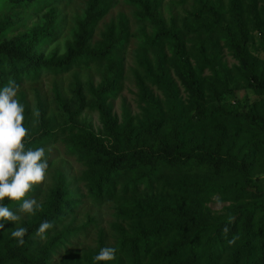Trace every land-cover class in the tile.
<instances>
[{
    "label": "trees",
    "instance_id": "obj_1",
    "mask_svg": "<svg viewBox=\"0 0 264 264\" xmlns=\"http://www.w3.org/2000/svg\"><path fill=\"white\" fill-rule=\"evenodd\" d=\"M57 1L0 0V89L9 80L19 85L97 63L100 78L89 82L88 99L75 71L68 82L69 102L53 88L64 114L61 129H69L67 147L85 165L90 194L102 200L118 181L123 190L158 182L166 188L156 196L117 203L115 217L128 226L113 225L114 260L93 259L107 246L99 235L93 249L63 256L58 264H264V185L256 180V173L264 171V58L257 53L264 48V0H191L179 23L164 20L161 0H124L150 30L141 28L138 34L135 84L141 115L133 119L123 111L119 120L107 99L119 90L121 50L129 37L126 16L117 13L92 40L96 23L114 0H85L62 50L43 51L60 30ZM222 46L236 60L230 66L222 60ZM236 81L252 96L238 100ZM20 103L29 132L26 148L52 139L42 102L35 101L33 127ZM85 107L97 112L100 132L75 120ZM70 196L58 180L39 201L42 211L14 227L0 220L8 228L0 229V264H49L71 234L67 225L56 229L75 204ZM212 197L227 203L213 211L206 204ZM3 203L11 210L19 207L7 198ZM44 220L54 228L41 240L36 230ZM226 224L227 236L222 233ZM15 227L28 229L23 246L11 236Z\"/></svg>",
    "mask_w": 264,
    "mask_h": 264
},
{
    "label": "rangeland",
    "instance_id": "obj_2",
    "mask_svg": "<svg viewBox=\"0 0 264 264\" xmlns=\"http://www.w3.org/2000/svg\"><path fill=\"white\" fill-rule=\"evenodd\" d=\"M221 1L224 4L226 2V0ZM84 2L85 0H59L55 2L53 7L56 9V14L62 22L56 38L44 46L43 51H47L53 47L57 49V52L62 50L63 42L70 38L73 19L81 14ZM261 2L262 0H257V4ZM192 4L193 2L191 0H161L159 9L166 22L169 21V18H172L175 23H179ZM119 12H122L127 18L129 37L124 48L121 50L122 75L119 82V90L114 96L108 97L107 100L110 102L111 109L118 120L123 111L128 112V114L135 119L141 115L142 107L135 84V73L140 72L136 59L137 44L139 41L138 34L141 28L148 32L150 30V25L147 22L136 20L132 15L133 7L124 2V0H114L108 11L96 23L91 39H98L99 32L103 29L104 25L110 19H113ZM38 14V12L32 13L30 18L35 19ZM30 18L28 19V23L31 22ZM257 53L264 58L263 47H258ZM221 54L222 60L226 66H230L236 62L224 46L221 48ZM74 71L82 82L84 97L88 99L89 93L87 87L89 82L95 84L100 78V68L97 63L73 67L60 74H43L33 80H22L19 83L20 90L17 95L19 102L22 101L27 108V121L29 127H33L34 125V105L35 101L39 99L45 107V115L49 118L50 129L53 131L52 139L39 146L43 147L47 154L49 166L46 173V180L42 185L35 187L34 191L29 195L35 197L39 202L45 198L49 189L58 180H61L66 184L67 190L71 192L70 199L75 201V204L71 205L72 210L66 211L61 224L56 227V229H58L61 225H67L72 229L71 234L67 237L66 242L63 243L61 247L57 248L50 256L49 264H58L63 256L70 257L72 255H80L83 252L93 249L99 235L107 246L113 245L117 236L113 225L115 223H120L126 228L128 226L126 220H120L115 217V207L117 203L122 199H129L132 197L148 198L156 196L163 190H166L164 185L160 184V182L152 188L140 186L138 190L135 191H131L130 189L123 190L121 188L122 182L118 181L115 184L114 192L110 196L102 200H97L92 197L83 178L82 171L85 165L83 161L67 147L66 143L69 140V129H61V126L65 123L64 114L57 108L53 99V88L56 87L63 96V99L67 102L70 101L71 97L68 91V82ZM207 72L208 69H205L204 73ZM149 86L155 95L159 98L162 97L158 89L151 85ZM234 95L237 96L238 100L243 101L244 97H246L245 99L251 97L252 92L249 88L241 85L240 81H236ZM227 102L231 104V100ZM75 120L78 123H82V121L86 122L95 132L101 131L97 112L88 107L80 111L75 117ZM256 175L257 183L259 185H264V171L256 173ZM226 203V201L217 200L214 197L206 202L213 211H220ZM17 210L18 208L13 211ZM21 215L23 218L27 217V215ZM5 225L11 227L15 226L12 222H6ZM4 229L7 230L8 228L4 227Z\"/></svg>",
    "mask_w": 264,
    "mask_h": 264
},
{
    "label": "clouds",
    "instance_id": "obj_3",
    "mask_svg": "<svg viewBox=\"0 0 264 264\" xmlns=\"http://www.w3.org/2000/svg\"><path fill=\"white\" fill-rule=\"evenodd\" d=\"M19 90L20 85L12 80L0 89V220L15 225L23 218L21 214L33 216L37 211L43 210L41 203L29 193L45 182L49 166L43 147L26 148L25 138L29 136V132L24 127V106L17 99ZM6 198L19 202L17 211L11 210L3 203ZM233 220L234 218L229 217V223ZM3 227V223H0V229ZM52 228L54 224L44 220L39 224L36 236L44 240ZM228 232L229 227L226 224L222 233L227 236ZM27 234L26 227H15L11 232L18 246L25 244L24 238ZM234 240L235 238L229 243H234ZM116 251L114 247H103L93 259L97 262L114 260Z\"/></svg>",
    "mask_w": 264,
    "mask_h": 264
}]
</instances>
